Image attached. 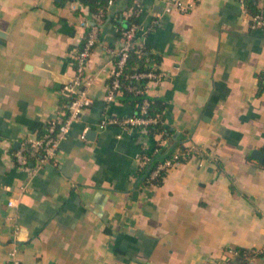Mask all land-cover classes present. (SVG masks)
<instances>
[{
	"label": "crops",
	"instance_id": "crops-1",
	"mask_svg": "<svg viewBox=\"0 0 264 264\" xmlns=\"http://www.w3.org/2000/svg\"><path fill=\"white\" fill-rule=\"evenodd\" d=\"M127 1L105 18L83 0H0V264L13 239L21 264H204L228 247L264 248V157L254 154L264 152V29L237 0H181L170 12L141 0L142 41L165 73L148 93L165 102L169 146L193 152L147 184L135 156L157 137L101 123L135 112L107 94ZM95 23L92 103L53 157L20 166L13 149L65 111L73 54Z\"/></svg>",
	"mask_w": 264,
	"mask_h": 264
},
{
	"label": "built area",
	"instance_id": "built-area-1",
	"mask_svg": "<svg viewBox=\"0 0 264 264\" xmlns=\"http://www.w3.org/2000/svg\"><path fill=\"white\" fill-rule=\"evenodd\" d=\"M163 11L170 12L175 7L180 6L181 0H163ZM240 4L243 18L248 21L253 29H264V0H237ZM116 0H107V6L114 4ZM250 3L255 4L256 8L252 10L249 6ZM143 4L141 0H135L133 5L130 6L127 15H139L142 11ZM98 17L104 15V10L101 9L95 14ZM151 29L143 27L139 22L133 21L126 28L121 29L120 45L117 50L110 49L113 54H119L118 60L113 61V68L111 70V80L108 83V99L115 98L120 95L123 90L121 87V76L123 75V68L129 56V51L135 43L143 45L142 38ZM98 35V24L95 23L90 27V30L82 40V46L73 54V59L76 62V69L74 75L63 84V92L71 97L67 104V110L53 117L48 122V127L42 135L29 136L25 141L20 143L16 149L13 150L14 160L20 166L29 167L31 163L30 158L37 157V161L41 163L46 159L53 157L59 145V142L69 132L71 125L81 118L82 112L85 107L92 103V98L88 93V86L92 82L90 75L87 73V64L90 58L92 48L96 43ZM143 36V37H142ZM81 45V44H80ZM150 68L146 71L137 72L132 74V77H147L148 81L144 88H135L137 92L147 91L150 82L162 81L165 73L160 69L156 61L149 62ZM264 77V74H263ZM149 102L147 99L143 101L141 106L142 113L146 112ZM156 121L155 117H148L143 115H132L130 117L120 118L116 115L104 117L101 121L102 126L108 124H119L126 128L138 129V131H146V125L149 122ZM158 146H155V152L159 151V146L169 145V135L164 132L157 134ZM193 155L192 150L187 149L181 151L179 148L175 149L170 156L165 157L162 161L158 162L155 168L150 170L146 176V183H154V179L162 176L172 167L179 165L182 161L188 159ZM136 165L138 170H143L150 166L152 156L148 152L138 151L136 153ZM39 165V164H38ZM9 205H16L15 199L11 198L8 202ZM9 261L8 264H21L18 257V248L16 241L13 239L10 242ZM264 249V248H262ZM239 249L236 247H228L225 249L224 256H217L214 254L209 255L204 264H226L231 259L239 256Z\"/></svg>",
	"mask_w": 264,
	"mask_h": 264
},
{
	"label": "trees",
	"instance_id": "trees-1",
	"mask_svg": "<svg viewBox=\"0 0 264 264\" xmlns=\"http://www.w3.org/2000/svg\"><path fill=\"white\" fill-rule=\"evenodd\" d=\"M83 1L89 3L91 6V10L96 13L99 12L101 9H103L105 12L106 7H107V0H83ZM133 3H134V0H128L125 9L126 10L129 9L130 6L133 5ZM249 6L252 10L256 8L255 4L253 3H250ZM123 11L122 12L120 11L119 15H121V13L123 15L124 13ZM109 14L110 13L107 12L104 15L105 18ZM139 18H140V15H135V14L130 15L128 17L130 23H132L133 21L140 22ZM130 23L128 25H130ZM128 25L127 26L122 25V24L120 25L121 27L119 30V36L121 35V29L128 27ZM82 43L80 46H82ZM119 57H120L119 54H114L115 61L118 60ZM160 60H161L160 56L153 53L151 50H149V48L147 47L145 43L143 45L135 43L134 46L129 51V56L123 68L124 72H123V75L121 76V87H120L123 90V92L120 94V96L124 101L134 106L135 112L133 115H143V116L156 118V121L149 122L146 125V131L144 133L145 135H148L151 138H155L158 133L164 132L165 134L169 135V138H170L173 136L174 130L171 128V126L166 121L164 100L159 96L150 95L145 90L142 92H137L136 89H130L131 86L135 88H144L148 81L147 77H142V76L132 77V74H135L141 71H146L150 68V65H149L150 61H156V63L158 62L159 64ZM263 74L264 72H262L259 75L260 76V89L264 88ZM110 80H111V77H110ZM70 99H71L70 96L63 97V101L66 105L65 112L67 110V104L69 103ZM145 99L148 100L149 104L147 106L146 112L142 113L141 106ZM47 127H48V123L40 129L39 135H42L46 131ZM169 145H170V140H169ZM169 145L166 147L159 146L160 148L159 151L157 152L152 151L149 153L152 156L151 164L150 166L141 170V173H140V177H142V179L145 180V182H146V176L150 172V170L155 168L158 162L165 159V157L170 156L173 153V151L176 149L175 145H173L172 147ZM155 146H158L157 140L155 141ZM179 149L181 151H185L188 149V147L181 145ZM30 161L33 162V159L30 158ZM164 175H165V171L162 172V176L154 179L153 181L157 183L162 182V178ZM236 248L239 249L240 251L239 256L231 259L226 264H253L254 262L253 259L257 257L258 258L264 257V249H255V248H247V247H236Z\"/></svg>",
	"mask_w": 264,
	"mask_h": 264
},
{
	"label": "water",
	"instance_id": "water-1",
	"mask_svg": "<svg viewBox=\"0 0 264 264\" xmlns=\"http://www.w3.org/2000/svg\"><path fill=\"white\" fill-rule=\"evenodd\" d=\"M254 154H255L257 157H260V158L264 157V152L261 151V150H255V151H254Z\"/></svg>",
	"mask_w": 264,
	"mask_h": 264
}]
</instances>
